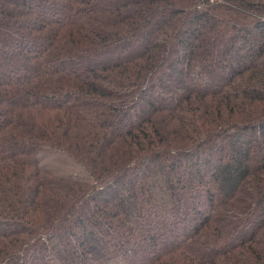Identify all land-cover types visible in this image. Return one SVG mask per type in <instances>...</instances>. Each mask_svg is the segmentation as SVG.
<instances>
[{"label":"trees","instance_id":"1","mask_svg":"<svg viewBox=\"0 0 264 264\" xmlns=\"http://www.w3.org/2000/svg\"><path fill=\"white\" fill-rule=\"evenodd\" d=\"M0 264H264V0H0Z\"/></svg>","mask_w":264,"mask_h":264},{"label":"rangeland","instance_id":"2","mask_svg":"<svg viewBox=\"0 0 264 264\" xmlns=\"http://www.w3.org/2000/svg\"><path fill=\"white\" fill-rule=\"evenodd\" d=\"M215 57H216V55H215ZM212 58H214V55H212ZM214 154H215L214 156H222V155H224V150L221 152L220 149H218L217 151H215ZM225 155H226V154H225ZM201 166H202V168H203L204 165H201ZM72 242H73V241H72Z\"/></svg>","mask_w":264,"mask_h":264}]
</instances>
